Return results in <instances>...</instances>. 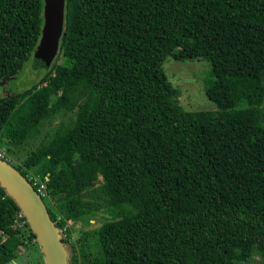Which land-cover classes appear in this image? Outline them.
<instances>
[{
    "label": "trees",
    "instance_id": "1",
    "mask_svg": "<svg viewBox=\"0 0 264 264\" xmlns=\"http://www.w3.org/2000/svg\"><path fill=\"white\" fill-rule=\"evenodd\" d=\"M42 12L43 0H0V79L34 52ZM68 42L81 46L76 56L0 99L10 159L43 120L73 113L20 165L8 161L46 178L56 228L106 214L94 252L87 231L61 240L67 264H243L264 254V0H65L59 49ZM167 56L209 62L205 93L217 110L182 108L161 69ZM19 210L0 185V264L37 241L13 224Z\"/></svg>",
    "mask_w": 264,
    "mask_h": 264
},
{
    "label": "rangeland",
    "instance_id": "2",
    "mask_svg": "<svg viewBox=\"0 0 264 264\" xmlns=\"http://www.w3.org/2000/svg\"><path fill=\"white\" fill-rule=\"evenodd\" d=\"M81 50V46L73 47L68 42L61 50L58 48L56 59L60 62L63 56H76ZM34 52L24 60L21 66L9 77L0 79V99L18 94L36 83H40L47 69L33 66ZM161 69L166 80L177 89V97L180 105L186 111H215L217 106L212 102L205 93L207 81L209 79L210 65L204 58H192L186 60H175L171 56H167L161 63ZM262 105L264 106V99ZM73 113L67 112L59 114L53 119L43 120L39 124L38 131L35 136L28 138L26 143L20 148L14 149L11 154L12 164L20 165L28 152L42 142L49 132L61 122H68ZM31 172V171H30ZM32 173V172H31ZM45 204L54 210L53 203L48 197H44ZM60 215V214H59ZM57 218V217H56ZM106 218L104 212H100L97 219L91 218L87 223L73 221L68 223V236L70 241L76 242L78 236L87 231L85 237V249L91 252L95 250V229ZM25 224H28L26 222ZM21 225L22 230H26L29 226ZM30 227V226H29ZM70 243V242H69ZM78 259L80 257L77 254ZM264 254L254 251L248 261L243 264H263ZM7 264H45L44 256L38 241L32 239L27 247H20L17 256Z\"/></svg>",
    "mask_w": 264,
    "mask_h": 264
},
{
    "label": "water",
    "instance_id": "3",
    "mask_svg": "<svg viewBox=\"0 0 264 264\" xmlns=\"http://www.w3.org/2000/svg\"><path fill=\"white\" fill-rule=\"evenodd\" d=\"M64 12L65 0H43V23L34 50V67H50L59 48ZM0 185L26 218L41 247L45 264H67V251L43 199L19 170L1 158Z\"/></svg>",
    "mask_w": 264,
    "mask_h": 264
},
{
    "label": "built area",
    "instance_id": "4",
    "mask_svg": "<svg viewBox=\"0 0 264 264\" xmlns=\"http://www.w3.org/2000/svg\"><path fill=\"white\" fill-rule=\"evenodd\" d=\"M0 158L7 161V162L9 160H11L10 156L7 154L6 149L4 147H0ZM24 177L30 182V184L33 186L35 191L40 195V197L42 199L44 197H47L46 178H45V180H42L39 176L34 175L30 171H27V173L24 175ZM61 217H62L61 215H57L56 219L59 221V220H61ZM26 222H27V220L24 217L22 211L19 210L15 215V218L13 220V224L20 227L22 224L24 225ZM68 223H69V221H67L65 224H63V226H61L58 229L60 239L67 241V243L71 242L69 239L70 237L68 236V228H69Z\"/></svg>",
    "mask_w": 264,
    "mask_h": 264
}]
</instances>
